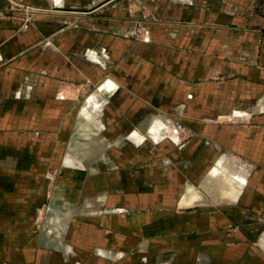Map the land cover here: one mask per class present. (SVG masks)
Segmentation results:
<instances>
[{
    "label": "crops",
    "instance_id": "obj_1",
    "mask_svg": "<svg viewBox=\"0 0 264 264\" xmlns=\"http://www.w3.org/2000/svg\"><path fill=\"white\" fill-rule=\"evenodd\" d=\"M20 1L57 12L0 0V264H264V0Z\"/></svg>",
    "mask_w": 264,
    "mask_h": 264
},
{
    "label": "rangeland",
    "instance_id": "obj_2",
    "mask_svg": "<svg viewBox=\"0 0 264 264\" xmlns=\"http://www.w3.org/2000/svg\"><path fill=\"white\" fill-rule=\"evenodd\" d=\"M8 1H9V7H8L9 10H12V12L16 14V15L15 14H12V15L13 16L15 15L16 18L22 21L23 23L31 20L32 18H35L36 16L49 14L50 13L49 11L54 12L57 10L56 8H53L52 6L45 7L42 5L27 4L20 0H8ZM129 11H130V16L129 15L128 16L134 22V31L132 34L133 39L136 41L148 40L147 37L149 35L147 33L148 31L147 24L150 22H159L161 21V18L151 11L145 12L141 17H134L132 8L129 9ZM87 90H86L87 94L92 91V90L89 91V88ZM56 175L57 174L53 172L49 174L47 178H49V180L52 181L54 179V176Z\"/></svg>",
    "mask_w": 264,
    "mask_h": 264
},
{
    "label": "built area",
    "instance_id": "obj_3",
    "mask_svg": "<svg viewBox=\"0 0 264 264\" xmlns=\"http://www.w3.org/2000/svg\"><path fill=\"white\" fill-rule=\"evenodd\" d=\"M140 30V29H139ZM141 31V30H140Z\"/></svg>",
    "mask_w": 264,
    "mask_h": 264
}]
</instances>
